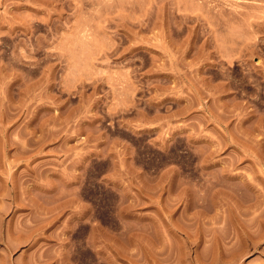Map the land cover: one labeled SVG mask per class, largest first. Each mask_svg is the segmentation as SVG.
I'll return each mask as SVG.
<instances>
[{"label":"rangeland","instance_id":"374dc122","mask_svg":"<svg viewBox=\"0 0 264 264\" xmlns=\"http://www.w3.org/2000/svg\"><path fill=\"white\" fill-rule=\"evenodd\" d=\"M0 264H264V0H0Z\"/></svg>","mask_w":264,"mask_h":264}]
</instances>
